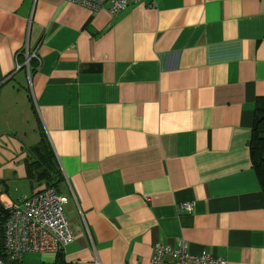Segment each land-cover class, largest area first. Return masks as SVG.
Segmentation results:
<instances>
[{
    "label": "crops",
    "instance_id": "obj_1",
    "mask_svg": "<svg viewBox=\"0 0 264 264\" xmlns=\"http://www.w3.org/2000/svg\"><path fill=\"white\" fill-rule=\"evenodd\" d=\"M22 70L27 156L42 133L64 176L65 264H148L156 243L179 241L193 255L264 264L249 145L264 97V0H144L114 16L0 0V105L19 103L5 85ZM23 177L29 192L5 208L45 188L25 165Z\"/></svg>",
    "mask_w": 264,
    "mask_h": 264
},
{
    "label": "built area",
    "instance_id": "obj_2",
    "mask_svg": "<svg viewBox=\"0 0 264 264\" xmlns=\"http://www.w3.org/2000/svg\"><path fill=\"white\" fill-rule=\"evenodd\" d=\"M89 9L92 13L106 10L114 16L132 4L144 0H67ZM30 58L27 55L26 67ZM67 198L57 194L54 188H44L36 193L21 197L9 207L3 223L2 256L0 264H19L28 253L58 252L74 240V234L64 213ZM181 208L189 210L190 206ZM187 243L179 241L176 246L156 243L148 264H227L220 257H213L206 251L199 255L188 252Z\"/></svg>",
    "mask_w": 264,
    "mask_h": 264
},
{
    "label": "rangeland",
    "instance_id": "obj_3",
    "mask_svg": "<svg viewBox=\"0 0 264 264\" xmlns=\"http://www.w3.org/2000/svg\"><path fill=\"white\" fill-rule=\"evenodd\" d=\"M16 91L11 101H18L16 107L8 102L0 105V186L6 184L7 192L0 194L1 205L8 206L13 198L28 193V181L24 176L26 148L33 144L34 132L27 122L25 95L29 88L27 74L22 70L5 85ZM33 119V118H32ZM20 171V172H19ZM23 177V179L20 178ZM22 264H41L37 254H27Z\"/></svg>",
    "mask_w": 264,
    "mask_h": 264
},
{
    "label": "trees",
    "instance_id": "obj_4",
    "mask_svg": "<svg viewBox=\"0 0 264 264\" xmlns=\"http://www.w3.org/2000/svg\"><path fill=\"white\" fill-rule=\"evenodd\" d=\"M249 145L252 166L264 194V97H260L256 101ZM24 165L29 180L43 182L45 188H54L56 193L60 194L58 186L64 181V176L51 143L42 133L39 135V141L28 149ZM7 214V210L0 204V256H2L3 223ZM61 253L62 251L57 252L54 264H65Z\"/></svg>",
    "mask_w": 264,
    "mask_h": 264
}]
</instances>
